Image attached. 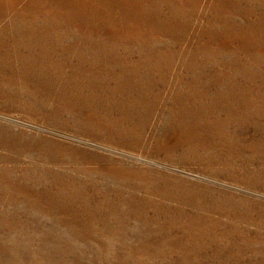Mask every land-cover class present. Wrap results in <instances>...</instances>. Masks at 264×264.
Here are the masks:
<instances>
[{
	"label": "rangeland",
	"instance_id": "rangeland-1",
	"mask_svg": "<svg viewBox=\"0 0 264 264\" xmlns=\"http://www.w3.org/2000/svg\"><path fill=\"white\" fill-rule=\"evenodd\" d=\"M0 264H264V0H0Z\"/></svg>",
	"mask_w": 264,
	"mask_h": 264
}]
</instances>
